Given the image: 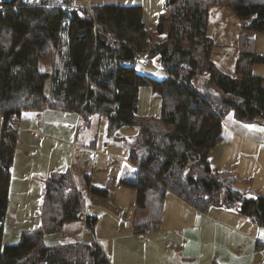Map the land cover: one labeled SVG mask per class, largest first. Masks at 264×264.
<instances>
[{
    "label": "trees",
    "instance_id": "trees-1",
    "mask_svg": "<svg viewBox=\"0 0 264 264\" xmlns=\"http://www.w3.org/2000/svg\"><path fill=\"white\" fill-rule=\"evenodd\" d=\"M77 1L0 0V264H111L96 241L44 242L46 234L82 217L69 170L42 179L40 224L15 244L3 242L17 121L45 108L79 113L82 122L105 117L108 137L123 126L136 129L128 154L136 169L123 180L137 189L136 234L160 227L168 193L200 212L221 206L264 226V196L226 184L210 157L224 123H264L263 78L250 67L264 63V55L246 46L264 31V0H164L150 30L141 5ZM210 6L227 7L243 21L233 74L213 60ZM140 51L164 71L162 79L138 72ZM142 86L160 97L158 116L138 113ZM90 191L105 192L94 186ZM94 223L95 217H85L86 227Z\"/></svg>",
    "mask_w": 264,
    "mask_h": 264
},
{
    "label": "crops",
    "instance_id": "crops-1",
    "mask_svg": "<svg viewBox=\"0 0 264 264\" xmlns=\"http://www.w3.org/2000/svg\"><path fill=\"white\" fill-rule=\"evenodd\" d=\"M41 2V0H33ZM109 0H82L79 5H98ZM119 5H141L142 20L152 29L164 0H111ZM209 30V29H208ZM210 34V33H209ZM239 34V33H238ZM212 54L216 64L224 66L226 51ZM254 49L264 55V31L255 34ZM239 51V49H238ZM238 55V54H237ZM254 75L263 78L264 63L251 66ZM138 72L158 79L164 71L153 62L136 64ZM50 90V80L44 86ZM217 91V90H216ZM161 99L149 86L139 89L138 113L158 116ZM105 117L91 116L54 108L24 113L17 121L14 155L3 242L15 244L20 236L40 224L44 193L42 179L54 172L69 170L80 194L82 217L64 225L60 232L46 234L44 242L96 241L111 264H264V226H258L244 214L225 207L200 212L173 193L162 201L160 227L143 234L133 229L137 189L126 185L136 169L128 160L136 144V129L121 127L116 136L105 133ZM2 115L0 112V134ZM211 163L222 172L226 184L239 193L252 191L264 196V123L246 124L237 120L224 123L223 137L212 150ZM104 193H93L90 187ZM95 217L93 229L85 217Z\"/></svg>",
    "mask_w": 264,
    "mask_h": 264
},
{
    "label": "rangeland",
    "instance_id": "rangeland-1",
    "mask_svg": "<svg viewBox=\"0 0 264 264\" xmlns=\"http://www.w3.org/2000/svg\"><path fill=\"white\" fill-rule=\"evenodd\" d=\"M58 0H41V2L51 3ZM82 1V0H81ZM77 4V2H76ZM80 4V3H79ZM241 21L237 16L227 7L210 6L208 10V29L209 33L213 34L217 40L216 50L226 51L229 55L224 57V66L233 69L234 59L238 54V49L241 46L238 33L242 31ZM240 44V45H239ZM249 49L254 47L253 44L246 45ZM45 63H42L40 68H45ZM252 70V69H251ZM225 71H228L225 69Z\"/></svg>",
    "mask_w": 264,
    "mask_h": 264
},
{
    "label": "built area",
    "instance_id": "built-area-1",
    "mask_svg": "<svg viewBox=\"0 0 264 264\" xmlns=\"http://www.w3.org/2000/svg\"><path fill=\"white\" fill-rule=\"evenodd\" d=\"M151 44V43H150ZM150 48V46H148V48L147 49H149ZM146 52L147 51H140L139 52V60H141V63L144 65V64H148L149 63V61L146 59Z\"/></svg>",
    "mask_w": 264,
    "mask_h": 264
},
{
    "label": "water",
    "instance_id": "water-1",
    "mask_svg": "<svg viewBox=\"0 0 264 264\" xmlns=\"http://www.w3.org/2000/svg\"><path fill=\"white\" fill-rule=\"evenodd\" d=\"M97 29H99V26L97 25ZM101 36L102 37H105V35L103 33H101Z\"/></svg>",
    "mask_w": 264,
    "mask_h": 264
}]
</instances>
